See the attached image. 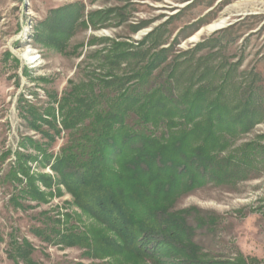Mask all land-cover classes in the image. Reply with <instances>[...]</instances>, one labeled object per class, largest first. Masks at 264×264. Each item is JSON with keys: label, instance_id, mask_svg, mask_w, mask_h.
I'll use <instances>...</instances> for the list:
<instances>
[{"label": "rangeland", "instance_id": "rangeland-1", "mask_svg": "<svg viewBox=\"0 0 264 264\" xmlns=\"http://www.w3.org/2000/svg\"><path fill=\"white\" fill-rule=\"evenodd\" d=\"M131 89L213 123L224 172L168 206L192 254H136L55 168ZM157 262L264 264V0H0V264Z\"/></svg>", "mask_w": 264, "mask_h": 264}, {"label": "trees", "instance_id": "trees-1", "mask_svg": "<svg viewBox=\"0 0 264 264\" xmlns=\"http://www.w3.org/2000/svg\"><path fill=\"white\" fill-rule=\"evenodd\" d=\"M145 67L142 73L147 72ZM159 95L131 89L110 102L105 115H90V127L96 125L94 136L85 133L83 141L62 149L55 168L74 196L83 197L136 254L145 253L150 237L157 238V248L175 246L192 254L194 246L182 233L184 221L169 213L168 206L174 194L187 187V180L191 187L207 169L224 172L212 153L217 136L211 121L193 123L191 128L175 124L167 109L170 99ZM69 116L76 122L82 115ZM180 116L185 122L191 117ZM63 124L74 126L66 117Z\"/></svg>", "mask_w": 264, "mask_h": 264}, {"label": "bare ground", "instance_id": "bare-ground-1", "mask_svg": "<svg viewBox=\"0 0 264 264\" xmlns=\"http://www.w3.org/2000/svg\"><path fill=\"white\" fill-rule=\"evenodd\" d=\"M222 23H223V21H221V20L212 22L211 24L204 27L200 32H211V31L217 29L219 27V25H221ZM191 39H193V38H191Z\"/></svg>", "mask_w": 264, "mask_h": 264}]
</instances>
